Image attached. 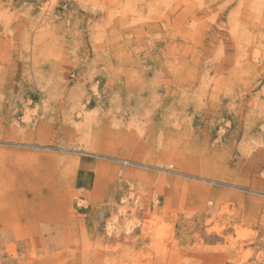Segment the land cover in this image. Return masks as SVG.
Masks as SVG:
<instances>
[{"label": "rangeland", "instance_id": "1", "mask_svg": "<svg viewBox=\"0 0 264 264\" xmlns=\"http://www.w3.org/2000/svg\"><path fill=\"white\" fill-rule=\"evenodd\" d=\"M162 3L122 37V0H0V264H264V69Z\"/></svg>", "mask_w": 264, "mask_h": 264}, {"label": "bare ground", "instance_id": "2", "mask_svg": "<svg viewBox=\"0 0 264 264\" xmlns=\"http://www.w3.org/2000/svg\"><path fill=\"white\" fill-rule=\"evenodd\" d=\"M219 1L224 0H211L210 2ZM163 2H165L162 3L163 20L175 16L176 12L185 6L180 16L172 18L174 28L171 29L169 35L174 38L184 37L188 40L191 43L189 46L191 53H195L194 46L200 45L206 68L252 71L264 69V64H261L264 60L260 57V51L256 50V47L261 46L259 36L264 31V0H225L219 12L212 9L209 2L200 0L197 3L182 5L178 0H163ZM140 4L145 8L146 14L144 15L140 14L143 9L137 12L134 10L138 9L136 0H122V37L130 34L140 35L142 30L153 29L158 25L157 22H151L156 10L154 7L156 0H140ZM229 8L232 9L227 15V25H223L219 19ZM129 11L136 13L134 18L128 15ZM137 25L140 27L136 28ZM216 60L220 62L217 63Z\"/></svg>", "mask_w": 264, "mask_h": 264}, {"label": "built area", "instance_id": "3", "mask_svg": "<svg viewBox=\"0 0 264 264\" xmlns=\"http://www.w3.org/2000/svg\"><path fill=\"white\" fill-rule=\"evenodd\" d=\"M134 204H136L137 206L140 205V198L139 197L134 199Z\"/></svg>", "mask_w": 264, "mask_h": 264}]
</instances>
